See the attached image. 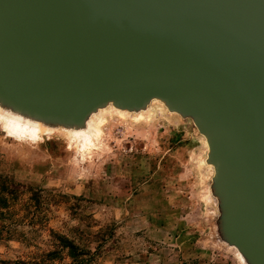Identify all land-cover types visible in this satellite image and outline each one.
Segmentation results:
<instances>
[{"label":"water","instance_id":"1","mask_svg":"<svg viewBox=\"0 0 264 264\" xmlns=\"http://www.w3.org/2000/svg\"><path fill=\"white\" fill-rule=\"evenodd\" d=\"M0 95L78 121L164 99L209 138L224 241L264 264V0H0Z\"/></svg>","mask_w":264,"mask_h":264},{"label":"rangeland","instance_id":"2","mask_svg":"<svg viewBox=\"0 0 264 264\" xmlns=\"http://www.w3.org/2000/svg\"><path fill=\"white\" fill-rule=\"evenodd\" d=\"M104 134L78 152L0 124V184L17 190L1 194L14 202L0 217V264H71L65 252L46 261L50 231L74 240L84 264H239L192 119L155 105Z\"/></svg>","mask_w":264,"mask_h":264},{"label":"bare ground","instance_id":"3","mask_svg":"<svg viewBox=\"0 0 264 264\" xmlns=\"http://www.w3.org/2000/svg\"><path fill=\"white\" fill-rule=\"evenodd\" d=\"M155 105H158L161 110L165 111L170 116L184 118L183 114L177 110L171 109L167 102L159 97H152L146 100L142 106L131 108L121 107L113 99L107 100L95 105L78 121L39 115L0 95V124L19 135L38 139H62V141L66 142L71 148L79 152L88 150V147L89 150L99 147L105 135L104 129L110 122L116 120L122 121L129 117H133L134 121L140 122L144 120L145 115L151 114ZM202 137L207 148L206 163L211 173L212 181L216 178L217 168L210 160L209 138L206 134H202ZM209 191L214 195L217 206L219 203H223V199L217 193L214 184H210ZM229 250L234 252L235 259L239 264H249L236 246H229Z\"/></svg>","mask_w":264,"mask_h":264},{"label":"trees","instance_id":"4","mask_svg":"<svg viewBox=\"0 0 264 264\" xmlns=\"http://www.w3.org/2000/svg\"><path fill=\"white\" fill-rule=\"evenodd\" d=\"M6 184H0V217L2 216L3 210H7L10 205L14 202L13 199H8L7 197L1 196L2 192L16 193V189L12 188L10 191L6 188ZM37 201H35L36 203ZM51 232L52 236V245L53 250L48 252L45 257L46 261H52L55 259H59L61 255L65 252L66 255L70 258L71 264H84L83 253L79 250L78 245L74 242V240L68 239L67 237ZM11 237V235H9ZM87 262V260L85 261Z\"/></svg>","mask_w":264,"mask_h":264}]
</instances>
